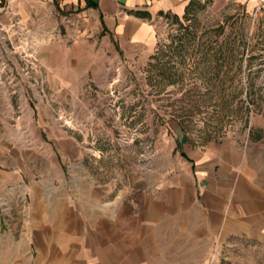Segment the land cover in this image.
<instances>
[{
  "label": "rangeland",
  "instance_id": "rangeland-1",
  "mask_svg": "<svg viewBox=\"0 0 264 264\" xmlns=\"http://www.w3.org/2000/svg\"><path fill=\"white\" fill-rule=\"evenodd\" d=\"M10 4L0 25V264H57L118 235L120 219L154 218L169 247L163 233L178 235L182 222H167L165 193L189 171L178 122L187 143L231 159L238 191L253 180L264 192L263 5L192 0L143 53L119 51L75 0ZM86 195L88 211L77 198ZM105 210L115 227L94 222ZM207 244L202 264H264L257 241Z\"/></svg>",
  "mask_w": 264,
  "mask_h": 264
},
{
  "label": "crops",
  "instance_id": "crops-1",
  "mask_svg": "<svg viewBox=\"0 0 264 264\" xmlns=\"http://www.w3.org/2000/svg\"><path fill=\"white\" fill-rule=\"evenodd\" d=\"M14 1L17 0H6V7H0V25L11 20L2 17V11H7L6 14L9 10L12 12L13 5L10 3ZM191 1L75 0V4L96 28L99 26L104 35L112 39L119 51L148 53L155 48L158 28L165 25L167 19L185 16ZM262 9L264 11V4ZM3 97L0 92V101L4 100ZM175 133L180 154L187 161L189 171L180 176L178 190L170 185L171 189L165 193L164 212L171 216L167 217V222L172 225L182 222L178 235L173 230L174 226L172 231L163 233L166 235L163 240L170 241L169 247L159 245L154 218L120 219L118 235L104 237V242L94 244L89 252L79 244L76 254L63 255L61 261H56L57 264H202L206 259L207 239L215 235L220 238L242 236L264 246V192L253 180H248L244 185V195L238 191V175L231 159H224L215 144L208 143L200 151L182 139L180 129ZM4 149L0 145V150ZM77 198L88 211L87 195ZM149 206L150 203L145 204L141 209L149 211ZM206 207H210L208 211L211 212L206 213ZM107 212L102 211L100 219H94L104 229L115 227L113 218ZM174 212L181 213V221ZM126 214L124 212L123 215ZM84 218L87 219V215ZM60 224L61 229H68L65 221ZM72 228L83 227L76 225ZM85 229H89V223Z\"/></svg>",
  "mask_w": 264,
  "mask_h": 264
},
{
  "label": "built area",
  "instance_id": "built-area-1",
  "mask_svg": "<svg viewBox=\"0 0 264 264\" xmlns=\"http://www.w3.org/2000/svg\"><path fill=\"white\" fill-rule=\"evenodd\" d=\"M255 4L257 7H261L264 4V0H255Z\"/></svg>",
  "mask_w": 264,
  "mask_h": 264
},
{
  "label": "trees",
  "instance_id": "trees-1",
  "mask_svg": "<svg viewBox=\"0 0 264 264\" xmlns=\"http://www.w3.org/2000/svg\"><path fill=\"white\" fill-rule=\"evenodd\" d=\"M189 6H190V4H189ZM0 7H1V2H0ZM178 127H179L180 131L183 133V126L179 125V122H178Z\"/></svg>",
  "mask_w": 264,
  "mask_h": 264
}]
</instances>
